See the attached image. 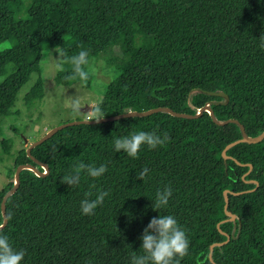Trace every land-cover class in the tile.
<instances>
[{
    "label": "trees",
    "instance_id": "trees-1",
    "mask_svg": "<svg viewBox=\"0 0 264 264\" xmlns=\"http://www.w3.org/2000/svg\"><path fill=\"white\" fill-rule=\"evenodd\" d=\"M160 18H159V17ZM264 0H0V119L16 114L17 97L31 79L25 106L42 100L41 76L48 50L63 52L64 64L54 76L58 86L90 87L89 66L105 48L119 52L121 69L92 108L94 120L132 111L168 108L196 115L175 118L160 112L148 117L77 125L58 131L30 155L48 166L46 177L24 170L17 191L5 202L7 235L13 248L25 252L22 264H129L139 254L140 236L151 218L173 215L186 232L189 248L180 264H264V140L228 144L264 131ZM89 52L86 80L73 73L68 59ZM9 70V71H8ZM8 71V72H6ZM209 93H224L225 99ZM97 109L100 110L99 114ZM240 125V126H239ZM166 134L167 142L146 146L136 159L113 151V140L138 132ZM8 141L0 147L8 153ZM77 162L107 168L78 186L60 177ZM32 164L22 149L7 172L1 201L13 187L14 171ZM35 167L43 172L41 168ZM149 174L140 181L142 168ZM109 193L90 216L79 211L89 184ZM172 188L166 208H151L157 189ZM228 194L225 213L224 191ZM213 248L209 260L210 246ZM130 246V248H129Z\"/></svg>",
    "mask_w": 264,
    "mask_h": 264
},
{
    "label": "clouds",
    "instance_id": "clouds-1",
    "mask_svg": "<svg viewBox=\"0 0 264 264\" xmlns=\"http://www.w3.org/2000/svg\"><path fill=\"white\" fill-rule=\"evenodd\" d=\"M259 46L264 48V38L259 37ZM63 56V52L60 53ZM73 66V73L78 76L80 80L88 78V72L85 71L84 66L89 65V52L81 50L76 55L68 58ZM58 70L61 69V63L56 64ZM79 111V109H73ZM99 114L100 110H96ZM132 111V109H128ZM102 118L98 117L95 121ZM168 140L166 134L158 135L155 132L138 131L130 136L117 137L113 140V151L115 153H123L127 157L136 159L142 147L146 146L148 149H155L158 146L164 145ZM107 168L104 164L95 166L92 164H85L77 162L72 165L71 170L60 177L63 184L70 187L78 186L82 176L91 181H96L106 173ZM149 174L148 168H142L136 175L140 181L144 180ZM95 188V183L89 184V192L85 193L84 199L79 202V211L83 216H90L98 206L102 205L105 197L109 195L106 191L96 190L94 198H87L93 195L91 189ZM172 188L165 185L162 189H157L154 195V200L151 202L153 211L166 208L169 199L172 196ZM11 214L4 217L5 220L10 219ZM139 254L137 251H131L129 264H180L185 257L189 248V240L186 232L178 224L173 215L158 214L151 218L146 227L143 228L140 236ZM130 248V246H129ZM25 252L23 250H16L13 248L7 235L0 234V264H22Z\"/></svg>",
    "mask_w": 264,
    "mask_h": 264
},
{
    "label": "rangeland",
    "instance_id": "rangeland-1",
    "mask_svg": "<svg viewBox=\"0 0 264 264\" xmlns=\"http://www.w3.org/2000/svg\"><path fill=\"white\" fill-rule=\"evenodd\" d=\"M44 48L45 58L41 67L44 88L42 100L35 101L29 107L24 105V95L36 80V76L33 75L19 91L14 108L17 113L0 119L2 139L9 143L7 155L0 147V190L9 182L7 172L13 170L14 159L20 150L27 149L30 144L57 126L94 118L93 106L101 100L106 85L117 76L122 66L119 52L105 48L99 59L89 66L92 77L90 87L84 89L78 83L66 88L58 86L54 81V76L59 71L56 64L61 63V69L64 66L60 53L48 50L47 46ZM74 108L79 111L74 112Z\"/></svg>",
    "mask_w": 264,
    "mask_h": 264
},
{
    "label": "water",
    "instance_id": "water-1",
    "mask_svg": "<svg viewBox=\"0 0 264 264\" xmlns=\"http://www.w3.org/2000/svg\"><path fill=\"white\" fill-rule=\"evenodd\" d=\"M210 95H213V96H216V97H220V98H223L225 99L224 103L223 104H227L228 103V97L224 94V93H209ZM90 109V108H88ZM160 112H164V113H167L175 118H182V119H188V120H191V119H197L199 118L200 116L203 115V113H208L209 114V117L211 118L212 122L219 126V127H223L227 124H230V123H235V124H238L236 121L234 120H227V121H224V122H218L214 116V112L212 111L211 107H210V104H207L205 105L204 107H202L196 115H189V114H182V113H176L168 108H155V109H151V110H148V111H140V112H136V111H130V112H127V113H124V114H121V115H116V116H113V117H110V118H102L98 121H95L94 120H82V121H75V122H71V123H66V124H63V125H60V126H57L53 129H51L50 131L46 132L40 139H38L37 141H35L34 143L30 144L29 147L26 149V154H27V157L31 160V162L34 164H24V165H19L15 171H14V179H13V187L4 195L2 201H1V214H2V217H3V224L2 226H0V230H2L6 224H7V220L4 219L5 216V202L7 200L8 197H10L11 195H13L19 185H20V173L24 170H28V171H31L32 173H34L37 177H46L48 174H49V169H48V166L39 162L38 160H36L35 158H33L31 155H30V151L32 149H34L35 147L41 145L42 143H44L45 141L49 140L52 136H54L58 131L62 130V129H65L67 127H71V126H77V125H95V124H102V123H108V122H113V121H117L119 119H125V118H133V117H139V118H143V117H148L150 115H153V114H156V113H160ZM240 126V125H239ZM240 130H241V133H242V138L239 139L238 141H235L231 144H228L225 149L222 151V158L224 160H227V159H230V157L226 156V151L240 143H247V144H258L260 142H262L264 140V131L257 137H248L244 131V128L242 126H240ZM27 143V141H25V144ZM38 166L39 168L42 169L43 172H40L36 167ZM228 194H231L233 196H237V195H240L241 193H231L229 191H224L223 193V196H224V201H225V213L227 216H229V221H234L235 220V216L230 214L229 212L226 211V208L228 206ZM230 238L227 237L226 238V241L223 242V243H216V244H213L210 246V249H209V255H208V258L209 260H211V254H212V251H213V248L215 247H220V246H223L225 244H227L229 242Z\"/></svg>",
    "mask_w": 264,
    "mask_h": 264
}]
</instances>
